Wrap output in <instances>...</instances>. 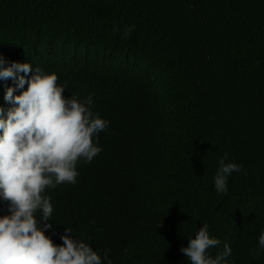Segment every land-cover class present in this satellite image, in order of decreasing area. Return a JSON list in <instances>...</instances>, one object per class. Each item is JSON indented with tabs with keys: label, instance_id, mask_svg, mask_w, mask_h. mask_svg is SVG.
Instances as JSON below:
<instances>
[{
	"label": "trees",
	"instance_id": "16d2710c",
	"mask_svg": "<svg viewBox=\"0 0 264 264\" xmlns=\"http://www.w3.org/2000/svg\"><path fill=\"white\" fill-rule=\"evenodd\" d=\"M0 55L110 122L77 182L49 191L59 231L112 264H189L207 223L213 256L228 241L229 264H264V0H0ZM222 157L242 168L223 195Z\"/></svg>",
	"mask_w": 264,
	"mask_h": 264
},
{
	"label": "clouds",
	"instance_id": "9594fccd",
	"mask_svg": "<svg viewBox=\"0 0 264 264\" xmlns=\"http://www.w3.org/2000/svg\"><path fill=\"white\" fill-rule=\"evenodd\" d=\"M133 30L129 25L123 35ZM0 81V264H112L71 228L58 230L48 196L54 188L77 182V165L101 153L99 134L110 122L93 111L91 95L65 96L67 84H58L55 72L27 61L7 62L0 55ZM241 171L239 164L220 158L215 191L227 194L230 175ZM78 199L73 195L66 204ZM187 237L180 251L189 264H229L228 241L211 254L222 242L207 223ZM258 251H264V231Z\"/></svg>",
	"mask_w": 264,
	"mask_h": 264
}]
</instances>
